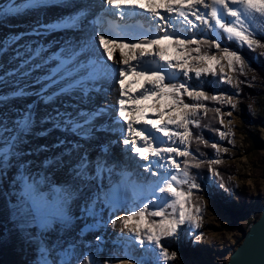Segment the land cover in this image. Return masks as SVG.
Segmentation results:
<instances>
[{
	"label": "snow or ice",
	"instance_id": "1",
	"mask_svg": "<svg viewBox=\"0 0 264 264\" xmlns=\"http://www.w3.org/2000/svg\"><path fill=\"white\" fill-rule=\"evenodd\" d=\"M104 2L109 6L107 12L112 17L126 22L130 18L143 16L149 28L137 33L136 25L116 23L113 19L108 21V27L101 28L91 40L80 43L69 41L59 51L47 55V50L42 46L31 50V55L22 59L16 68L0 75V85L5 84L7 77L31 78L30 85H17L8 96L0 95V104L29 95H35L38 101L48 104L72 93L87 96L98 90L95 86L101 81L111 79L118 83V119L126 125V131L121 130L122 143L140 161L146 162L142 165L143 169L152 179L144 178L137 182L125 174L119 183H112L107 191H103L101 186V191L84 203L82 211L87 216L95 217L98 205L116 207L119 198L113 194L122 188H130L137 196L149 197L147 203H142L128 214L116 215L109 221L113 229L119 226L120 240L125 246H138L144 254L135 257L129 251L123 253L125 258L109 256L97 260L91 254L78 255L72 247L47 244L40 249L39 264H146L149 254L152 264H174L178 253L170 251L164 241L179 240L184 226L189 227V234L192 229L201 228L205 211L203 196H197L198 192H202L201 185L197 183V177L191 169H200L206 163L212 175H221L212 167L221 164V159H198L187 147L194 136L189 126L201 127V121L197 118L201 109H204L205 114L209 111L221 112L220 107H207L205 101L226 102L233 109L236 107L232 103V95H228L225 101L224 94L211 95L202 88L193 87L188 81L193 75L196 79L205 75H218L231 84V78L224 75L222 61H227V67L233 71H237L239 66L241 74L250 68L239 51L222 46L218 39L207 37L219 34L229 41L237 42L241 48H264V43L258 38L260 33L257 32V28L264 32V0ZM49 3L50 0H25L20 5L9 2L0 5V16L48 6ZM87 15L85 7H78L73 13L59 17L50 28L80 29ZM96 23L102 21L98 19ZM213 48L223 55L209 54ZM117 51L118 59L115 55ZM17 56H20L19 52ZM109 61L113 63L109 64ZM38 70L42 74L34 76ZM141 79L143 83L135 93H131L130 86ZM36 85L39 87L35 88ZM29 87L33 88L31 92ZM185 96L193 102H186ZM103 112L104 109L87 113L65 111L57 112L55 118L46 116L41 119L44 122L54 121L53 126L57 128L63 125L64 131H72L87 140L96 130V118ZM149 113L159 118L150 119ZM228 115L231 116V112ZM36 123L33 105H25L18 110L11 127L0 120V172L5 165L17 159L21 145L33 133ZM220 123L223 124V119ZM217 131L222 139L229 135L219 129ZM174 137L177 139L174 140ZM196 139L209 144L202 137ZM210 146L216 150L217 156L221 151H229L216 143ZM176 157L185 159L178 162ZM92 164L87 154L83 155L74 172L76 178L86 180L90 172L101 179L105 174L110 178L115 169V165H109L106 159H97L94 168ZM20 179L24 192L34 205V218L45 205L57 209L41 224L43 231L54 230L58 222L64 226L71 223L70 204L75 202L78 194L82 195L80 187H56L50 195L43 190L39 179L24 174H21ZM157 192L160 195L152 200L150 197ZM150 207L153 210L150 211ZM202 237L201 232L193 239L199 241ZM96 239L100 240V237Z\"/></svg>",
	"mask_w": 264,
	"mask_h": 264
},
{
	"label": "rangeland",
	"instance_id": "2",
	"mask_svg": "<svg viewBox=\"0 0 264 264\" xmlns=\"http://www.w3.org/2000/svg\"><path fill=\"white\" fill-rule=\"evenodd\" d=\"M81 2L82 0H74L73 2H70V0L67 2H63L62 0H50L48 6H42L44 14L42 13V19H40V21L43 24L38 28L39 31L36 32L39 41L34 40L31 43L33 50L42 46L47 50L45 55L52 53L53 49L43 38H53L58 35L60 31H68L72 33L73 36L80 35L84 38L89 35L90 39H92L95 36L93 25L98 31L100 30V26H102V23L97 24L96 21L98 19L102 21L104 15L111 16V14L107 12L109 7L104 0H84L85 3L83 2V5ZM13 3L20 5L25 3V1L16 2L15 0ZM53 3H56L58 8H60L59 11L62 16L73 13L69 10L71 7L77 9L78 7H85V5H89L90 8L93 9L94 12H92V15H94L89 18L90 24L87 23L88 20L86 19V23L84 22L80 29L52 30L50 26L58 19V17L55 16L56 13L53 12ZM0 5L2 4L0 3ZM37 9L38 8L25 10L35 12ZM88 9L89 7L87 10ZM18 13L5 14L4 16H0V20H4V18L13 20L14 17L18 16ZM115 18L119 20L118 17ZM135 19H138L140 23H129V21L128 24L136 25L135 31H147L149 24L146 23L145 17L131 18L132 21ZM120 22L121 24L127 23L119 20L118 23ZM12 24L10 26H5V24L3 25V23L0 22L1 32L5 30L9 33L12 32L10 33L11 35H8L4 40H0V49H2V51H0V75L12 71L19 65L17 62L18 57H16V49L21 41L22 35L27 33V31L25 32L22 30L21 25L16 22ZM45 25H49V27L46 28ZM140 25L142 27H140ZM102 28L104 27L102 26ZM11 29L12 31H10ZM86 30L89 31V33H87L88 35H84L87 32ZM257 32L264 34V32H261L260 28H257ZM207 38L218 39L222 43V46H226L227 39L222 35H209ZM222 38H225V40ZM51 44H53L52 41ZM255 51L257 54H253V59L256 61L257 65H260V61H264V48L257 47ZM29 53L31 55V50ZM209 54L223 55L215 48L211 49ZM109 62L113 63L112 61ZM246 63L250 65V68H246L245 72L241 74L238 70L239 66H237V71H233L227 67V61H222L224 65V75L231 78V84L226 80H222L218 75H205L200 79H196L193 74H190L193 75V78L190 79L188 83L198 89L202 88L206 81L210 84L211 79L215 78L218 85L216 89L209 94H224L225 101L228 95H232V103L235 104L236 107L233 109L232 106L226 102L222 103L215 100L205 101L204 103H207V107L212 109L220 107L221 112L216 113L214 111H209L205 114L204 109H201L200 116L197 118L200 119L201 123L203 122V126L200 128L189 126L192 128L193 133L194 131L196 133L200 132V137H202L205 132H208L209 128L214 129L209 144L204 145L205 154L202 155L200 159L205 161L208 159H221V164L212 165L221 175L220 177L212 175L208 171V165L205 163L203 169L206 172L197 180V183L201 185L202 189V192H198L197 196H203V204L205 207L203 219L201 221L202 227L199 229H192L191 234H189V227L184 226L180 233L179 240L169 239L164 241L165 246L169 247L170 251H176L178 253L174 264H224L227 261L229 253L241 241L243 233L248 228L251 221L256 219L259 215L260 208L264 204V80L260 78L259 73L247 58ZM217 71H219L218 67ZM37 73L39 75L42 74L39 70ZM130 79L132 78L130 77ZM114 83L119 87L118 83L115 81ZM142 83L143 80L141 79L139 83L131 85L130 92L135 93L136 89H138ZM26 84L27 82L25 79L7 77L5 84L0 85V95L8 96L13 87L17 85L24 86ZM34 87L38 88L39 85ZM95 88L98 90H94L87 96H84V99L87 100H83V102L78 99L80 96L83 97L80 93H74V95L72 93L58 98H65L67 100L66 104L64 103L62 106L66 105L65 108L73 113L80 108V110L85 113L104 109L103 114L99 115L97 118L103 117L106 119L99 125H95L96 130L91 133V136H93V133L102 132V130L104 133L109 128L114 127L119 130H117V133L119 135L118 137L121 138L122 129L118 128V123L122 122L118 119L119 106L117 101L119 97L115 100L110 99L107 93L109 91H106L100 84H96ZM248 88L253 89V91L251 90L250 92ZM237 92L239 95H236ZM252 92L253 94H251ZM25 98H34L33 100L35 101L38 100L35 95L7 100L5 103L0 104V120H3L11 127L13 118L16 116L18 110L28 105L24 101ZM108 99L110 101H108ZM185 100L186 102H193L187 96H185ZM39 104L41 105L44 103L39 101ZM112 105H114L115 108L111 109L110 106ZM131 106V102H129V107ZM229 112H231V116L228 115ZM148 118L158 119L159 117L153 113H149ZM221 119H223L222 125L220 123ZM40 123H42V121L37 117V123L33 133L28 136L21 145V151L18 153L17 159L12 164L5 165L3 171L0 172V264H39L41 259L40 249L47 244L59 247H72L78 255L83 256L85 254H91L95 256L97 260H103L109 256L125 258L123 253L129 251L131 255L135 257L142 256L144 254L143 250L138 246H125L121 242V234H119V232L113 233L115 230L110 226L109 221L115 214H128L130 210L138 208L142 203H147L149 197L146 195L136 196L128 203L125 201V203L120 202L116 206L117 210L108 214L104 210L105 206L101 207L98 205L97 215L95 217L85 215L82 209L84 203L87 202L90 197L96 195L95 192L101 191V186H103V191H107L112 183H119L125 174H128L129 179L137 180V182L144 178L151 180L152 177L144 171L142 166L146 162L140 161L134 153V155L132 154V157L128 159L124 153H128L129 150L118 137H116V139L110 138V144L119 152L120 157H118L123 158L122 161H117L116 158L107 153V151L105 153L104 148L99 146V142L98 145H93L91 143L92 139L89 138L86 143L87 150L90 149L91 157H93V159H91V161H93L92 166H95L94 162L97 159H107L109 165H115V168L120 164L123 169V166L126 165V168H124L125 170L123 169L124 171H121L117 168L116 170L114 169L110 178L105 174L106 182L103 184L92 179L90 173H88L87 179L82 181L76 180V176L73 174L75 180L70 179L67 182L66 179L65 182H54V187L44 189L47 186L50 187L51 184L48 185L43 182L40 177L36 178L35 176L37 173L42 175L41 172L43 171L42 169L45 168V160L38 147L34 146V148H31V145L35 142L34 140H41L46 135L37 132ZM170 127L174 128V126ZM217 129L227 132L229 135L222 139ZM153 131L155 130L153 129ZM181 131L183 130L181 129ZM157 135L162 134L157 133ZM173 139L175 140L177 138L174 137ZM192 140L193 138H191L187 147L195 155L192 149ZM229 141H231V143H229ZM201 143H203V140ZM212 143L220 145L221 148H228L229 151L227 153L221 151L219 156H217L216 150L210 146ZM169 144H171V142H169ZM72 146L76 149L77 144L74 143ZM53 148V150L61 153L62 149L59 150L56 146ZM51 157L54 158L55 156ZM51 157L47 159V161L51 160ZM176 159L178 162H182L185 158L176 157ZM71 160L70 154L60 155L59 159H56V165L53 164V166H55V168L58 167L59 170L56 171H60V173L62 172V174H64L65 170H68L67 168L71 171L76 169L78 162ZM32 172H34V175ZM21 174L31 175L32 178L39 179L44 191L50 195L52 194V190L56 187H80L83 190L82 195L78 194L75 202L70 204L69 215L72 217L71 223L64 226L58 222L54 230H49L47 232L43 231L41 224L47 219L50 213L54 214L57 209L45 205L40 214L34 218L36 215L35 208L32 201L23 190V183L20 179ZM198 176L199 175H197V177ZM94 186H96V191H93ZM113 195L118 196L115 193ZM159 195L160 193L157 192L150 198L156 200ZM79 198L82 202L81 205L77 207L76 205ZM149 210L151 211L153 209L150 207ZM85 217L90 220L86 225L83 223ZM82 223L83 225H81ZM201 232L203 233V237L199 241L193 239L194 236H199ZM88 234H92V236L86 240L84 237H87ZM67 235H74L77 239L67 240L65 238ZM98 236L100 240L96 239ZM146 264H152L150 254L146 260Z\"/></svg>",
	"mask_w": 264,
	"mask_h": 264
},
{
	"label": "bare ground",
	"instance_id": "3",
	"mask_svg": "<svg viewBox=\"0 0 264 264\" xmlns=\"http://www.w3.org/2000/svg\"><path fill=\"white\" fill-rule=\"evenodd\" d=\"M13 1H15V0H0V3L1 4H7L9 2H12L13 3ZM19 1L22 2V1H25V0H16V2H19ZM62 1L65 2L64 0H62ZM73 1L74 0H70V2H73ZM83 2H84V0H82V2H81L82 5L85 3V2L84 3ZM76 4H79V3H76ZM88 7H89V9L87 10L88 11V17L86 19L88 20L87 23L90 24L89 18L94 15V14L92 15V12H94V11H93V9L90 8L89 5L88 6L85 5V8L86 9ZM59 9L60 8H58V6L56 5V3H53V12L56 13L55 16L58 17V18L62 16V14L60 13ZM69 10H71L72 12H74L76 9H73L71 7ZM26 12H27V14H26ZM58 12H59V14H58ZM42 13L44 14V9H42V7H39L37 9V11H35V12L34 11H30L29 12V11H26V10H22V11H20V13L17 14L18 16L14 17L13 20L10 19V18H4V20H0V22L3 23V25L5 24V26L6 25H9L10 26L13 22L14 23L16 22L17 24H19V25L22 26V30L23 31H25V32L27 31L26 34H23L22 35L21 41L19 42V44L17 46V49H16V52H19L20 53V57L16 56V57H18L17 58L18 59L17 60L18 63L21 62L20 60L26 58L27 55H30L29 51L30 50H33V46H32L31 43L34 40L35 41L38 40V37L36 36V32L39 31L38 28L40 26H42V24H43L40 21V19H42ZM43 19H44V17H43ZM128 21H132L131 18ZM128 21H126V22H128ZM102 22H103V20H102ZM93 27H94L93 28L94 29V35L96 36L99 31L97 30V28H95L94 25H93ZM101 28H102V26H100V29ZM138 28H140V27H138ZM10 31H12V29ZM136 32L139 33L141 31H136ZM10 33H12V32H10ZM10 33L8 31H6V30L4 32L3 31L2 32L0 31V40H4L8 35L10 36L11 35ZM87 33H89V31H87L84 35H88ZM13 34H15V33H13ZM51 38H43V39L51 46V48L53 49V52L59 51L69 41H73V42H76V43H80V42L85 41V40H91L89 35L86 36L85 38L84 37H81L80 35L79 36H73L72 33H69L68 31L67 32L66 31L65 32L60 31L58 33V35H56V36H54L52 38L54 40H52ZM51 41L53 42V44H51ZM99 51L102 52V50H99ZM115 55H116V58L118 59L119 58V52L117 51V53ZM108 63L109 64H112L110 62H108ZM33 75L34 76H37L39 74L36 72ZM26 82H27V84L30 85L31 78L27 79ZM97 84H100L101 86H103L105 88L106 91H109L107 93L109 94V98L110 99L115 100V99H117L119 97L118 96L119 87H117V85L114 83L113 80L109 79L107 81H101V82H99ZM31 90H33V88L32 87H29V91H31ZM73 95H74V93H73ZM69 97H72V96H69ZM33 99L34 98H25L24 101L28 105H33V108H34V110L36 112L37 117L39 118L40 121H42V123L39 124V127L37 129V132L39 134L40 133H43V134H46V135L41 140H34L35 142L33 143V145H31V148H34V146H35V147H38L40 149V151H41V153L43 155V158L45 160V163L47 162V159H49L51 156H55L54 158L51 157L52 159H57V158L59 159V156L60 155L70 154L72 160L73 161L75 160V162H78V163L80 161V158L83 155L87 154V156H88L89 155L88 154L89 153V151H88L89 149L87 150V143H86L87 140L81 139V137L78 134H76V133H74L72 131H64L63 130V125L61 127L57 128V127H54L53 126L54 121L44 122L41 119V118L46 117V116H51V117L55 118L57 112L64 113L65 111H68L65 108L66 105L65 106H62L64 103L66 104V101L67 100L65 98H63V99L57 98L52 103H48V104H45L44 103V104H41L40 105L38 100H37L38 101L37 102V101H35ZM78 99H80V101H82V102H83V100L84 101L87 100V99H84V96L83 97L80 96ZM108 101H110V100L108 99ZM71 106H73V105H71ZM110 108L113 109V108H115V106L112 105V106H110ZM71 109H72V107H71ZM80 109H77L76 112H83ZM68 112H70V111H68ZM102 118H96V120L94 122V125H99L101 122L105 121L106 118L105 119L104 118L102 119ZM118 128L125 130L126 129V125H124L122 122H119L118 123ZM117 130H118L117 128L111 127L108 130H106L104 133H103V130H102V132L100 131V132H97V133H93V136H91L90 138L92 139V142L91 143L93 145L94 144L98 145V142H99L100 143L99 146H102L104 148V151L106 149L109 152V154L111 156H113L114 158H116V160L118 161V160H120L119 157H118V155H117V154H119V152L117 153V150L114 149L112 147V145L110 144V141H111L110 138L116 139V137L119 136L118 133H117L119 130L118 131ZM53 139H54V141H53ZM118 139L119 140H122V137L121 138L118 137ZM96 141H97V143H96ZM74 143L77 144L76 149H74V147L72 146ZM54 146L58 147L59 150L62 149L61 150V153L62 154L59 153V152H57L56 150H53L54 149L53 148ZM31 152H32V149H31ZM124 154L127 156V158H130V157H132V154L133 153H130L128 151V153L126 152ZM88 158L91 160V156H88ZM53 164H55V163H53L51 160H49L48 163L45 164V168L42 169L43 170L41 172L42 175L39 174V173H37V174L35 173L36 174V176H35L36 178H39L40 177L42 179V181L45 182L46 184H48V185L51 184L50 187L47 186L44 189H48V188L54 187V184H55L54 182H59V181L60 182H65L66 179H67V182L70 179L75 180V177L73 175L74 172H75V169L71 171L69 168H67L68 170H65V173L62 174V172L60 173V171H56V170H59V169H58V167L55 168V166H53ZM124 164H126V163H124ZM120 166H122V165H120ZM53 167H54V169H53ZM92 167L94 168V166H92ZM123 167L126 168V165H124ZM115 170H116V168H115ZM32 174L34 175V172H32ZM90 174H91L90 176H92V179H94L95 181H98L101 184H103L104 182H106L105 175L101 179V178L97 177L94 172H90ZM45 177H46V179H45ZM47 177H48V179H47ZM76 180H80V179H77L76 178ZM80 181H82V180H80ZM94 189H93V191H96V186H94ZM95 193L97 194V192H95ZM115 194L118 195L116 197H119V203L120 202H124V201L128 203L134 197L137 196V195L134 194V192L130 188L127 189V190H125V189L122 188V189H120V191L116 192ZM77 202L78 203H77L76 206L78 207L79 205H81V202L82 201L79 198ZM104 210L108 214L110 212H114L117 209H116V207H111V206H107L106 205L104 207ZM116 215H122V214H115V216ZM114 217H112V218H114ZM96 218H98V217H96ZM89 222H90L89 218L85 217L84 220H83V223L86 225ZM83 223L81 225H83ZM81 225H80V227H81ZM114 230H115L113 232L114 234L115 233H118L119 232V226L116 229H114ZM113 233H112V235H113ZM80 234H81V232H80ZM119 234H120V232H119ZM91 236H92V234H88L87 237H84V238H86V240H87V239H89V237L91 238ZM65 238L67 240L77 239L74 235H67Z\"/></svg>",
	"mask_w": 264,
	"mask_h": 264
},
{
	"label": "water",
	"instance_id": "4",
	"mask_svg": "<svg viewBox=\"0 0 264 264\" xmlns=\"http://www.w3.org/2000/svg\"><path fill=\"white\" fill-rule=\"evenodd\" d=\"M224 264H264V204Z\"/></svg>",
	"mask_w": 264,
	"mask_h": 264
},
{
	"label": "trees",
	"instance_id": "5",
	"mask_svg": "<svg viewBox=\"0 0 264 264\" xmlns=\"http://www.w3.org/2000/svg\"><path fill=\"white\" fill-rule=\"evenodd\" d=\"M258 38L261 40L262 43H264V34L263 33H260L258 35ZM222 39L225 40V38H222ZM226 46L229 47V48H231V49H233V50H237V51L241 52L251 62V64L255 68V70L259 73L260 78L262 80H264V61L261 60L260 61L261 62L260 65H257L256 64V61L253 59V54H257V52L255 50H250L246 46H244L243 48H241L238 45L237 42H233V41H229V40L228 41L226 40ZM217 85H218L217 84V80H215V78H213V79H211L210 84H208L207 81H206V83L203 84L202 88H203V90L207 91L208 93H211V92H213L216 89ZM251 90L253 91V89H249L250 92H251ZM244 93H246V92H244ZM251 94H253V92ZM206 105H207V103H206ZM201 126H203V122L201 123ZM212 133H214V129L213 128H209L208 129V132H205L203 134L202 138L204 140H207V141L210 142V139L212 138L211 137L212 136ZM199 134H200V132L196 133L194 131V136H193V140H192V149L194 150L195 156L198 157V159H200V157H202V155L205 154V147H204L205 144L201 143L202 140L196 139V137H200ZM197 149L199 151H197ZM188 159H191V158L189 157ZM204 165L200 169H191V172H192V174L194 176L197 177V175H199L197 177V180H199V178H201V176L203 175V173L206 172L203 169Z\"/></svg>",
	"mask_w": 264,
	"mask_h": 264
}]
</instances>
